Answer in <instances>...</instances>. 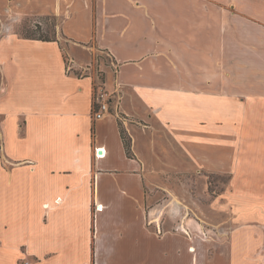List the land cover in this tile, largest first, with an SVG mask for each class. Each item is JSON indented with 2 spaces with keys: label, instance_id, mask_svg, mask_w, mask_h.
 <instances>
[{
  "label": "crops",
  "instance_id": "crops-1",
  "mask_svg": "<svg viewBox=\"0 0 264 264\" xmlns=\"http://www.w3.org/2000/svg\"><path fill=\"white\" fill-rule=\"evenodd\" d=\"M222 1L0 0V264H264V0H233L226 24ZM24 14L56 18L57 35H18ZM62 40L108 52L115 110L94 117L101 83L69 69ZM119 113L154 118L194 165L230 174L223 241L191 242L147 211Z\"/></svg>",
  "mask_w": 264,
  "mask_h": 264
},
{
  "label": "rangeland",
  "instance_id": "rangeland-1",
  "mask_svg": "<svg viewBox=\"0 0 264 264\" xmlns=\"http://www.w3.org/2000/svg\"><path fill=\"white\" fill-rule=\"evenodd\" d=\"M231 4L233 5V0H223L221 3L224 9L222 13L224 24L230 20L233 23ZM166 17L168 22L182 20V14L173 11L166 14ZM0 19L1 26V22L8 21L9 18L1 16ZM12 21L15 32L20 36L49 38L58 32L55 29L57 20L53 17L43 18L35 14H24L16 15ZM228 30L229 28L224 31ZM228 38H232V44L227 45L228 41L225 40L222 50V57L226 58L223 72L233 74V65L231 69L229 68V56L233 58V28L228 31ZM62 46L71 71L79 74L93 73L96 83H101H97L95 89L103 86L109 92L103 81L106 73L113 70V65L106 50L93 48L89 53L65 40H62ZM85 63L90 68L88 71L80 68L79 64L85 66ZM223 81L222 92H233V76L224 75ZM115 100L113 98L110 102L112 110H115ZM121 115L119 113V117ZM123 116L120 117L119 124L129 153L133 155L137 153L144 161L147 211L153 213L156 218L160 211L157 220L162 222L165 228L178 229L177 226L183 222L191 242L201 241L208 244L223 241V235L230 227L228 219L230 208L222 194L227 189L230 174L206 172L194 165L154 118H148L149 126L144 127V122L136 116L125 113Z\"/></svg>",
  "mask_w": 264,
  "mask_h": 264
},
{
  "label": "built area",
  "instance_id": "built-area-1",
  "mask_svg": "<svg viewBox=\"0 0 264 264\" xmlns=\"http://www.w3.org/2000/svg\"><path fill=\"white\" fill-rule=\"evenodd\" d=\"M110 102H111V95L110 93L103 87L96 88L95 90V97H94V103L95 107L93 110L94 117L96 119H99L103 117L105 113H108L110 110ZM100 147L95 148V155L96 156H102L103 153H100L98 150H100ZM100 206H96V209H98Z\"/></svg>",
  "mask_w": 264,
  "mask_h": 264
},
{
  "label": "trees",
  "instance_id": "trees-1",
  "mask_svg": "<svg viewBox=\"0 0 264 264\" xmlns=\"http://www.w3.org/2000/svg\"><path fill=\"white\" fill-rule=\"evenodd\" d=\"M74 72V71H73ZM74 73H77V72H74Z\"/></svg>",
  "mask_w": 264,
  "mask_h": 264
},
{
  "label": "bare ground",
  "instance_id": "bare-ground-1",
  "mask_svg": "<svg viewBox=\"0 0 264 264\" xmlns=\"http://www.w3.org/2000/svg\"><path fill=\"white\" fill-rule=\"evenodd\" d=\"M100 153H102V152H100Z\"/></svg>",
  "mask_w": 264,
  "mask_h": 264
}]
</instances>
